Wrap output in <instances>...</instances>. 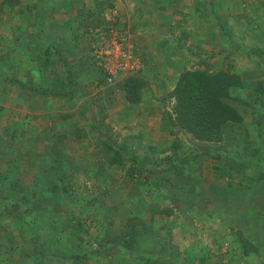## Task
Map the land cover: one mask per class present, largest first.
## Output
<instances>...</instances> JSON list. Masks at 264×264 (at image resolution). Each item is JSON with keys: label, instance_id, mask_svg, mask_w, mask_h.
<instances>
[{"label": "crops", "instance_id": "crops-1", "mask_svg": "<svg viewBox=\"0 0 264 264\" xmlns=\"http://www.w3.org/2000/svg\"><path fill=\"white\" fill-rule=\"evenodd\" d=\"M30 1L31 6H35V8H37V4L41 2H46V6L49 5L51 1L52 3H55L54 1L61 2V0ZM249 1L264 3V0ZM0 2H2L0 5L2 9V11L0 9V21L3 19V23L7 24V34L5 36L7 37L8 42L7 47L3 48V50H6L7 56L5 59L2 58V60H0V264H71L73 261L72 257L80 256L85 249L77 252L78 248L74 246L75 240L70 230L69 236H63L64 234L60 235L59 241L62 242L61 248H59L60 245H54L52 239H49L48 235L50 234L49 230L55 229L57 226H59V229H70L68 219H76L75 216L78 215V212L76 211L74 205L73 207H70L67 198L63 197L64 194H69L72 190L68 188V192L65 191L67 187L49 189V186L53 183L52 180L43 181V179L49 178V176L35 172L37 166L41 164L42 158L40 157H44L43 155L38 156L37 154L38 151L44 150V147L46 146H49V149L46 151L49 155L51 153L54 154L57 151L55 150L54 143L48 138L50 135H52V137L55 135L53 134L54 130L55 133H59V139H63L65 141L62 147H58V149H61V151H59L60 153H66L67 148L72 145L73 147L79 148L86 145V142L80 137V134L86 131L87 128L85 127L94 128L96 121L98 120L92 119L95 113H90L89 105L82 104L81 99L86 96H91L89 93L92 92V87H88L87 89L82 83L76 82L74 95L70 96L69 101L65 100L66 97H60L56 100V102H58L57 106L55 104L51 105L52 99L47 96L45 98H40L42 99V108H38L36 113L30 112V107L34 105L33 103L35 100L33 101L32 99L33 102L31 106L29 104L30 101L22 102L18 100L16 102L15 100V103L13 104L12 98L8 100L7 90H16L17 87L21 88L18 86V81L19 79H23L26 87L23 92L19 91V93H24L23 96L19 97L38 98L35 94L30 92V88L28 89V83L32 82V80H28V78L25 79L24 72L22 70L23 68H25L26 72L29 70L31 73L30 76H32L31 70L41 65V61L40 63H37L35 59L31 58L35 50H37V53L40 50L42 52V50H44V45L42 44L46 43L53 49L51 51V55L56 54L60 64L64 61L69 62V64H75L79 59L85 61L86 58L84 55H86L87 49L91 47L89 41L90 39L85 35L86 33H83V35L77 40L72 39L70 37V33L68 34V32H66L68 30L64 28L66 24L63 23L64 17L59 20L62 23V30L60 29L62 28L60 25L56 26L55 23L51 25V21L49 22L50 16L47 14L48 10H46L47 12L45 10L36 11L35 9H31L30 11L28 6H24L23 8L27 7V10L20 12L14 9L16 8L15 6L10 7L3 3V0H0ZM163 2L167 4L170 3L171 5L173 4V0H159L157 4L163 5ZM147 5L148 2L146 0H129L128 4H121L118 6L117 17L122 28L127 30L138 57L146 59L148 61V65L151 66V73L144 71V68L148 69V66H145L142 71L136 75L145 82V87L141 90L140 103L136 105H129L125 101L120 87V82L114 86L103 84L107 95L102 94L101 96L108 98L111 103L109 105L110 109L108 115H111V120L113 121V131H115V128H117L119 124L132 125L131 133H135L134 137L139 141V143H145V145L149 148L152 147L151 149L153 151L158 149L162 151V155L159 157L151 155L148 158L149 160L147 163L153 164L155 168L161 167V164L157 161L160 158L169 155L168 148L172 143L175 142L180 144L181 151L177 152V156L172 157L175 159H173L174 163L180 161V166H178L180 168V174L179 176H176L173 172V177H171V180L173 178V181H168L170 178L165 175L172 171H160L158 176H161L160 178L163 181V184L168 185L169 187L164 185L157 186V188L153 187L151 190L146 191L136 188L134 184L125 176L124 170V176L120 174V180L124 183V186L113 185L114 187L110 186L96 188L95 190L91 189L95 191L94 196L96 198L95 201H92V208L94 209V206L97 207V205H99L97 196L101 195L102 192L106 194L116 193V191H119L120 195L126 196V199L128 196H132L131 198L129 197L131 200L130 202L134 205V202L136 201L137 208L140 205L142 206V209L145 207V213L144 211L141 213L142 220L144 222H148V217L150 216L154 222H176L177 224L181 222H204L206 220L200 216V210H203L204 206L210 207V204L217 205L219 213H222V210L223 213H234L237 210H242L241 214L245 216L244 218L246 222H252V218H250L251 213L256 212V214H258L257 211H262L259 213L264 220V190L256 188L251 189L249 187L247 189H243L241 194V191H236L234 188L226 189L224 186H221L222 190L219 186L222 183L220 182V184H217L214 179L218 175L213 174V177L210 174V169L206 168L205 170H207V173L204 174L201 172L199 165H196L195 163L192 164L190 158V160L186 159L187 157H194L193 160H195L197 164L199 162H204L206 154L210 155V151L213 153L221 152L219 150L222 149V145L221 143L211 144L194 141L184 130L179 129L176 126H171L168 119V115L171 111L166 106L164 107L163 103H166L167 101L163 99H167L169 101V105L172 106L173 101L172 99L167 98V94L174 87L180 72L205 69L199 66L190 67L187 64H184V62H179V60H177L178 64L169 63L165 56H161V54L154 49V46L157 47L159 45H165L162 46L164 47V50L168 49L171 52L172 46L168 45L169 42H172L171 40H164L167 42L159 40L157 44L155 43V45L150 47L152 43L161 39L158 38L160 36L157 35L162 33L163 37L170 38L172 36L169 34L172 31L167 32L166 29L161 28L162 26L160 27L159 25H154L153 28L155 30L157 29L158 34L152 32L142 34L140 32L141 30L139 25L141 23L139 20L136 22L137 19L133 16V12L140 11L141 13H145L147 10H153L149 7V5ZM258 15L261 16V19H264V14L262 12H258ZM17 16H20L21 19L24 17V19L27 20L24 25L22 22H19L18 25V19L20 18ZM155 16L156 14L154 13L152 17L155 18ZM161 17L162 16L158 14V18ZM212 17L213 15H211V18ZM218 21L221 23L220 19ZM217 27L218 31H220L217 38V44H222L221 49L234 50V47L237 46L233 45L232 38L225 37L227 35H232L231 29L228 27H219V24ZM199 29L200 31L198 32H200L202 36L205 31H210V29L206 28L205 30L203 27H199ZM82 31L79 30L78 32ZM89 31L90 30L88 29V32ZM191 32L194 33L193 30ZM37 34L42 37L44 36L43 41L38 40ZM85 41H89V47H87L86 44H84L86 48L79 46L81 43H86ZM205 46L207 45L202 43L203 50L205 49ZM243 49L247 50L245 47H243ZM158 50L160 52L163 51L162 48H158ZM51 55H49L48 58L52 60L53 55ZM153 58H160V61L156 65H153L151 60ZM218 62L219 66L216 69H206L205 71H223L237 75L241 80L242 88L232 89V94H244L249 90H252L253 94L258 82L264 80V70H261V72H257L254 68L245 70L244 68L246 66L243 68L238 64L229 67L228 65H225V62L222 59ZM5 63L12 68H6ZM88 63L90 62L88 61ZM88 63L86 65L83 64L82 66L84 67L81 69L82 71H88V69L93 68L91 71L95 74V76H93L94 74L92 75L90 83L93 79L98 80L99 78V80H101V73L97 71L96 68L89 67ZM222 65L224 67L220 68ZM42 66L48 65L44 63ZM170 74H172L171 78L169 76ZM62 79L63 77H60L61 81ZM61 84H63V82L59 83V85ZM3 85H5L4 90ZM58 87L59 86H57V88ZM85 90L86 92H84ZM254 96L255 101H258L260 92H256ZM115 99H119L120 102H116ZM49 101L50 104L48 103ZM230 102L232 107L241 116L244 126L256 123L253 120L244 119L246 111L250 109H241L242 105L240 104V101H234V98ZM16 103H19V105H16ZM27 115H37L35 122L31 121L29 119L30 117H27ZM249 117L253 118V116L250 115ZM83 122L84 125H81ZM98 122H100V125H103L101 124V120ZM53 125H57L58 129H55ZM103 126L102 128L106 132V128ZM28 127L31 128V131L27 133L26 128ZM117 130L119 131V129ZM50 132H52V134H50ZM114 134L118 135L116 132ZM180 136L183 137L184 141L181 140ZM122 137L121 139L124 140L126 138L125 141H127L128 137H133V135L128 133L127 137ZM260 139L262 140V138ZM83 142H85V144H83ZM59 144L61 143L59 142ZM188 146H191V148H188ZM192 147H195L198 150L196 151V149H193ZM182 149L185 150V152H188L185 153V155H179L182 152ZM114 167L115 166L113 165H109V167H107L108 171L104 173L100 171V168L96 169V167H94L93 172L95 178L97 176L99 180V178L102 177L107 181V183H111V171L112 177L113 173L117 172L113 169ZM116 168L118 169V167ZM148 168L149 167H145L143 169L141 172L142 177L144 171L148 170ZM202 171H204L203 166ZM155 172L158 171H154L153 174H155ZM163 174L165 177L162 176ZM63 177L71 178L68 172ZM124 178L127 179L123 182ZM117 182L118 181H114L113 183ZM84 191L85 189H83L81 193ZM243 193L251 194L253 197H245ZM216 195L217 197H215ZM22 196H25V198L23 199ZM125 201L126 200L122 198V203L117 205L120 211L118 213H114V210L111 208H103L104 205L102 206L100 204L101 206H99L100 208L95 211L96 213L93 212V210L91 211L92 214H97V216H90L88 218L91 222H98V220L99 222H102L103 220L99 216V213H101L99 210L103 209L102 211L106 212V215H103V219L107 222H111L112 226L110 227V230L117 234L123 230L125 222V213L123 214L122 210L127 207ZM206 202L207 205H205ZM14 205L17 206L16 209L13 208ZM203 213L204 214L202 215L208 214L211 217L215 215L213 213L209 214L208 210ZM238 213L240 212L238 211L237 213H234V216H238ZM31 214H41L43 220L39 218L34 220L31 219V222H21L24 220V215ZM148 214L150 216H148ZM114 222L117 223L114 224ZM64 224L66 227H64ZM62 226L63 228H61ZM40 227H43L45 234L37 237L39 233L34 229L38 230ZM89 228H91L90 225ZM176 232L177 229L174 233ZM173 238L174 237L172 235V244ZM180 241L181 242H179V244L175 247L178 249L177 251H179L178 260L182 261L184 252H188V249L185 250V247L190 246L191 242H189L186 238ZM196 243H200V240H197ZM78 247L79 249L82 248L81 246ZM69 248L73 249L70 251ZM199 249L200 248H196L195 246L192 248V258L194 263H196V258L203 254L199 251ZM259 250H261L260 247ZM203 255L204 259L207 260L205 261L206 264H216L213 262L220 264V261H222L217 258L208 260L207 256L209 255ZM259 255H261L259 260H264V254L259 252ZM252 258L253 256H251L250 259ZM241 261L242 259L236 255L232 258V260H228L227 262L232 264H243ZM227 262L225 260L222 261L221 264H226ZM77 264L110 263L105 262L103 259L102 261H99L97 259L93 260V258H89L86 260L79 259ZM112 264L124 263L121 260H118Z\"/></svg>", "mask_w": 264, "mask_h": 264}, {"label": "rangeland", "instance_id": "rangeland-1", "mask_svg": "<svg viewBox=\"0 0 264 264\" xmlns=\"http://www.w3.org/2000/svg\"><path fill=\"white\" fill-rule=\"evenodd\" d=\"M29 1L30 0L28 1L18 0L19 3L17 4V6H15L16 8L14 9L20 12H24V10H27V7L23 8L24 6H31V1L30 2ZM128 1L129 0H61V2L54 1L55 3H52L51 1L50 4L47 6H46V2H41L37 4V8H35V6L34 8L31 6L30 11L31 9H35L36 11L48 10V12L47 11L46 12L50 16L49 22L51 21L50 22L51 25L55 23L56 26L60 25L61 27H62V23L59 20L62 19V17H64L63 23H66L64 28L68 30L66 31L68 32V34L70 33L71 35V33L73 32H78L79 30L80 31L83 30L86 33L85 35L88 36L89 39H91L88 29L89 30L93 29L100 24L105 25L106 18L104 14L106 9L111 7L115 8L118 17V6L121 4L126 5L128 4ZM146 1L148 2L149 7L153 10L151 11L147 10L145 13H141L140 11L138 12L134 11L133 16L137 19L136 22L139 20V22L141 23L139 26L141 30L140 32L142 34L149 32L158 34L157 29L155 30L153 28L154 25H159L160 27L162 26L161 28L166 29L167 32L172 31L169 34L172 36L170 38L163 37L162 33L157 35L160 36L158 38L161 39H158L150 46L152 47L153 45H155V43L157 44L159 40L160 41L162 40L163 42H167L164 40H169V41L171 40L172 42L168 43V45L172 46L171 52L168 49L164 50V47L162 46L165 45L162 46L159 45L157 47L154 46V49H156V51L159 52L161 56H165L166 59H168L169 63L178 64L177 60H179V62L180 61L182 63L184 62V64H187L190 67L199 66V67H203L205 70L206 69L213 70V68L216 69L219 66L218 61L222 59L225 62V65H228L229 67L238 64L243 68L244 66H246L244 68L245 70H249L250 68L256 69L257 72H261V70H264V19H261L260 16L258 15V12H262L264 14V3L254 2V1L251 2L249 0H222V1L221 0H208V1L207 0H199V1L173 0L172 5L170 3L167 4L165 2H163V5H158L157 2L159 0H146ZM213 2H216L219 7L215 15L211 14V9L209 8L210 5L213 4ZM1 3L2 2H0V5ZM110 5L111 7H108ZM101 9L103 10V12ZM154 13L156 14L155 18L157 21L155 20V18L152 17ZM80 14H82L81 17L77 18ZM158 14L162 17L158 18ZM211 15H213L212 18ZM17 17L20 18L18 19V25L19 22H22V24L24 25L25 21H27L26 19H24V17L23 19H21L20 16ZM219 19L221 20V23H224V26L222 28L228 27L232 31V35L230 36V38H232L233 45L237 46L234 47V50L221 49L222 44L221 43L217 44L218 43L217 38L220 32L218 31V27H217L218 24H220L218 21ZM115 24L118 28L121 26L119 24L118 19L116 20ZM6 26L7 24L3 23V19H2V21H0V34H1L0 60H2V58L5 59V57L7 56L6 50H3V48L7 47L8 45L7 37L5 36L7 34ZM199 27H203L205 28V30L206 28H208L210 29V31H205L204 35L202 36L201 33L198 32L200 31ZM60 29L62 30L63 27ZM192 30L194 31V33L191 32ZM89 41L88 42L85 41L86 43H81L79 44V46L86 48V46H84V44H86L87 47H89ZM202 43H205V45H207L205 46L204 50L202 48ZM243 47H245V49L247 50H244ZM158 48H162L163 51L160 52ZM133 51L135 52V49H133ZM88 52H90V48L87 49V53L86 55H84V57L86 58L85 61L82 59H79L77 61L75 60L76 61L75 64L72 63L69 64V62L67 61L66 62L64 61L63 63L60 64L58 62L57 55L52 54L53 55L52 60L48 58L49 62L47 61L46 63V65L48 66H43L42 69L37 70L36 73H32V76H30L31 74L30 72H28V74H24V76H27L28 80H37L38 78H40L42 81L46 82L52 90H54L57 89V86H61L59 85V83L62 82L60 80V77H63L64 68L67 66L70 67L71 72L75 73L76 75V82L82 83L87 89L88 87H92L91 88L92 92L89 93L91 94V96L83 97L81 99L82 104H88L90 107V113L91 112L95 113L92 119L98 121L101 120V124L105 126L106 132L104 130L103 132L107 136H109L108 137L109 141L107 140L108 142L107 141L106 142L112 146L113 150H116L121 156L124 157V159H126V163H125L126 166L124 167V169H122V171L117 169L116 166L113 165L115 166L113 169L117 172H114L112 177V171H111L110 174L111 183H107V181L102 177L99 178L98 180L97 176L96 178L94 176L93 168L94 167H96V169L100 168V171L104 173L108 171L107 167H109V165L110 166L112 165L110 164L109 161L111 152L105 151L100 145L101 140L105 138L103 137L102 139V137H99L98 132L96 131L95 128L92 129L89 127H85L87 129L85 132L80 134V137L86 142V145L82 146L81 148L73 147L72 145L71 147L69 146V148H67L66 153L65 152L60 153L59 151H61V149H58V147H62L65 141L63 139H59L60 136L58 135L59 133H55L54 130L53 131V134H55L53 136L54 139L52 135H50L48 138L54 143L55 150L57 151L54 154L51 153L49 155V153L46 152L49 149V146L44 147V150L38 151L37 155L38 156L43 155L44 157H40L42 158L41 164L37 166L35 172L49 176L50 179L49 178L43 179V181L52 180L53 183L49 186V189L58 188V187L70 188L72 190L71 195L76 198L79 204H82V202L89 203V198L94 196L95 194L94 190L96 188L110 187V186L114 187L121 185L124 186V183H122V181L120 180V174L124 176L123 174L124 170H126L127 167L130 165L129 161L131 159L135 158V160H141L151 155H154V157H159L160 155H162L159 149L153 151L151 149L152 147L149 148L147 145H145V143L144 144L139 143V141L134 137L135 133H131L132 125L119 124V126L115 128V131L112 130L113 121L111 120V115L109 114L110 117L108 115L110 109L109 105L111 103L108 98H104V96L103 97L101 96L102 94L107 95L104 90V85L99 80V78L98 80L93 79V81H91L90 83V79L94 74L91 71L94 65L91 63V58L89 57ZM36 53L37 50H35L31 58L35 59L37 63H40V61H38L37 59L38 56L41 54V50L38 51L37 54ZM42 60L44 59L42 58ZM140 60L142 63V69L143 67L148 66V69L144 68V71L151 73V68H150L151 66L148 65V61L142 58H140ZM151 60H152V64L156 65L160 61V58L158 59L153 58ZM80 61L84 62L85 65L89 61L90 62L88 63L89 67H91L92 69H88V71L87 70L82 71L83 69L82 67L84 66H82L83 64L82 65L79 64ZM41 64H44V62H42ZM223 67H224L223 65L220 66V68ZM6 68L11 69L12 67L6 64ZM93 76H95V74ZM169 76L171 78L172 74H170ZM119 82H120L119 80H114L112 86L117 85ZM4 87L5 85H3V90ZM24 89L25 88L17 87L16 90L15 89L7 90L8 100L12 98L13 104L15 103V100L16 102L18 100L22 102L30 101L29 103L30 106L32 105V102L35 100V102L33 103L34 105L30 107L31 108L30 112L36 113L38 111V108H42V103H41L42 99L40 98H45L46 96L42 97L35 94L38 98L35 97L21 98L19 96H23L24 93H19V91L23 92ZM84 92H86V90ZM256 92H260L258 101H255L254 98ZM232 96H233L232 98H235L234 101H240V104L242 105L241 109H245V110L250 109L246 111L245 113L246 115L244 116V119L259 122L258 125H256L254 128H256L261 124L260 127H263V130L260 131L261 133L259 135L262 137L253 138V135L255 134L253 133V130L248 131V134L245 133L243 128H246L248 130L250 124L247 126H243L244 123L241 122L239 124L229 126L226 133L227 136L226 138H229V140L224 139V141L221 142L222 149L219 150L221 152L213 153L210 151V155L206 154V158L204 162H199L197 164L195 160H192V164L195 163L196 165H199V167L201 168V172L204 174L207 173L206 172L207 170H205L206 168V169H210V174L212 176L213 174L218 175L214 179L216 180L217 184H220V182L222 183L221 185H219L220 187L224 186V188L226 189L234 188L236 191H241V194L243 192V189H247L249 187L251 189L256 188V189L264 190V179L261 180L257 178L259 173L262 170H264V135H262L264 132V86H262L259 90L255 89V92L253 94H252V90L251 91L249 90L247 93L232 94ZM47 97L51 98V96L49 95H47ZM51 99H52L51 105L55 104L57 106L58 102H56V100H58L59 97H54ZM163 100L167 101L166 103H163L164 107L166 106L171 111V105H169V101L167 99H163ZM115 101L118 103L120 102L119 99H115ZM16 105H19V103H16ZM249 115L253 116V118H250ZM27 117H30L29 119L35 122L36 120L35 118L37 117V115L36 116L27 115ZM81 125H84V122ZM53 127L56 129L57 125L56 126L53 125ZM117 129H119V131ZM115 132L118 133V135H115L114 134ZM128 133L132 134L133 137H128L127 141H125L126 138L124 140L121 139L122 136L127 137ZM50 134H52V132H50ZM240 136L241 137L243 136L245 139H241ZM180 138L181 140L184 141L182 136H180ZM260 138H262L263 141ZM59 142L61 144H59ZM85 142H83V144H85ZM169 148H168L169 151L168 157L171 158L177 156L176 155L177 153L173 156ZM188 148H191V146H188ZM192 148L196 149L195 147ZM197 150L198 149H196V151ZM180 151L181 150H179V152ZM233 151H236V154L233 153L232 157H230V154ZM187 152H185V150L182 149V152L179 155L182 154L185 155V153ZM251 158L252 161H255L253 165L249 163ZM227 159H233V162H238L237 164L236 163L233 164L235 166L239 167L241 164H244V166L241 168L239 167L240 169L239 171L236 170L232 171L228 169V164L225 161ZM179 162H175V164L180 165ZM202 166L204 167V171H202ZM145 167L150 168L155 166L151 163L149 164L146 162ZM67 172L68 174H70L71 178L63 177L67 174ZM159 173L160 171L155 172V174H153L148 170H145L143 176H146L150 179V184H152L153 187L155 186L157 188V186H163V185L169 187L168 185L163 184V181L160 178L161 176H158ZM172 174L173 172H169L167 175H165L170 178V180L168 181H173V178L171 180V177H173ZM162 176H164V174ZM126 179L127 178H124L123 182L126 181ZM114 181H118V182L113 183ZM83 189H85V191L81 193ZM243 195L245 197H253L251 194L243 193ZM99 196H97L98 197L97 201L98 202L101 201L102 206L104 205L103 208L105 207L111 208L114 210L113 211L114 213L120 212L117 205H120V203H122L121 199L124 198L126 200L125 198L126 196L120 195L119 191H116V193H106V194L102 192V194ZM129 197L131 198L132 196H128L127 200L125 201L127 207L129 206L131 210L134 208L137 209V213L141 214L142 211H144L145 213V207L144 209H142L141 205L138 206V208L133 207V204L130 202L131 200L129 199ZM215 197H217V195ZM22 198L24 199L25 196H22ZM68 203L70 207H73L72 202H68ZM205 205H207V202ZM89 207L93 209L92 206ZM217 207H218L217 205H211V204L210 207L204 206V209L200 210V216L206 221L186 222L188 228L186 229V231H183V229H181L177 231L178 232L177 234L174 233L173 242H177L179 244V242H181L180 240L186 238L187 240H189V242H191L190 246L185 247V250L188 249L187 253L192 254V248L195 246L196 248H200L199 251H201L206 256L209 255L207 256L208 260L217 258L222 261L226 260L227 262L228 260H232V258H234L237 255L239 258L242 259L241 262L243 264L260 263L261 261L259 260V257H261V255L253 256L252 259H250L251 257L245 259V257H242L240 248L242 241L247 240L248 242L250 241L252 243L254 242L257 243L261 249L259 250V252L264 254V220L263 217H261V214L259 213L262 211L255 210L257 211L258 214H256V212L251 213L250 218H252V222L251 221L246 222L244 218L245 216L241 214L242 210L235 211L234 213H237L238 211L240 212L238 213V216L235 217L234 213L232 212L223 213L222 210V213L221 212L219 213ZM102 210L103 209L99 210L101 212L99 213V216L102 218L103 220L102 222H104L105 225L108 224L111 227L112 226L111 222L109 224L108 222L105 221V219H103L104 217L103 215H106V212ZM206 210H208L209 214L213 213L215 215L213 217H211L208 214L202 215L204 214L203 212H206ZM93 211L95 210L93 209ZM29 216L33 220L39 218L42 219L41 214H31ZM148 216L150 215L148 214ZM76 217L78 221L80 220L79 223L84 224L86 226L87 228L86 230L91 237L97 235L94 227V224H96V222H91V220L88 217L81 218L79 215H76ZM108 219L111 220L110 218ZM116 223L117 222H114V224ZM89 225L91 228H89ZM156 225H154V228H156ZM64 227H66L65 224ZM61 228H63V226ZM154 228L152 229L151 227L149 229L155 231ZM34 230L39 233L37 237L43 236V234H45V230L43 229V227H40L38 230L37 229ZM59 231L61 234H64L63 236H69L70 234L69 229L67 228L59 229ZM197 240H200V243L197 244L196 243ZM78 244L79 243L75 242L74 245L76 248H78L77 252H79V250L82 251L85 249L84 247L79 249ZM158 245L159 244H157V246ZM72 249L73 248L71 249L69 248L70 251ZM205 261L207 260L205 259ZM222 261H220V264L222 263ZM213 263L217 264V262H213Z\"/></svg>", "mask_w": 264, "mask_h": 264}, {"label": "trees", "instance_id": "trees-1", "mask_svg": "<svg viewBox=\"0 0 264 264\" xmlns=\"http://www.w3.org/2000/svg\"><path fill=\"white\" fill-rule=\"evenodd\" d=\"M3 3L12 7L17 6L19 2L17 0H3ZM28 7L31 8L30 6ZM108 7H111V5ZM209 8L213 15H215L216 11L219 9L216 2H213ZM81 15L82 14L77 18H80ZM223 26L224 23L219 24V27ZM83 33H85V31L78 33L73 32L70 37L77 40L83 35ZM37 35L38 40L43 41V37L39 34ZM225 37L230 38L229 35ZM42 45H44V50H42L37 60L46 64L53 49L46 43ZM42 58L44 60H42ZM79 64L82 65L84 62L80 61ZM42 67L41 64L40 66L33 68L31 72L36 73L37 70H40ZM22 70L24 74H28L29 72V70L26 72L25 68ZM26 78L27 76H25V79ZM100 81L102 84L106 85L103 76H101ZM62 82L63 84H61V86L52 90L46 82L38 78L37 80H32V82L28 83V89L30 88V92L38 96L45 97L49 95L51 98L66 97L65 100L69 101L70 96L74 95L76 83V75L71 72L70 67L64 68ZM120 83L125 101L129 105L139 104L141 101V90L145 87V82L141 78L133 76L121 80ZM18 86L21 88L26 87L23 79H19ZM262 86H264V80L259 81L255 89L259 90ZM241 88L242 83L240 78L233 73L223 71L207 72L205 70H188L180 72L174 87L167 94V98L172 99L173 101L171 113L168 115L170 125L184 130L194 141L197 142L217 144L223 142L224 139L229 140V138H226L228 127L242 122L241 116L231 105L230 101L233 100L231 90ZM48 103L50 104V102ZM258 123L259 122L250 124L248 130L243 128L245 133L248 134V131L253 130V133H255L253 138H258L261 133L260 131L263 130V127H260L261 124L254 128ZM102 126L103 125H100V122L96 121L94 127L98 132V136L102 137V139L103 137L105 138L101 140L100 145L105 151L111 152L109 159L110 164L115 165L118 169L122 170L126 166V159H124V157L116 150H113L112 146L107 143L109 138L103 132L104 129ZM26 131L30 132L31 128H26ZM262 135H264V132ZM241 139L245 138L242 136ZM180 149V144H175V142L172 143L169 148L173 155H175ZM236 151H233L230 154V157H232L233 153L236 154ZM148 158L149 157H145V159L141 160H135V158L131 159L129 161L130 165L124 173L139 190L148 191L153 188V185L150 184V179L146 176H143L144 178L141 176V172L145 168V163L149 160ZM189 158L191 159V162L194 159V157H187L186 159L190 160ZM225 161L228 164V169L232 171H239V167L241 168L244 166V164H241L239 167L233 165L234 163H238L233 162V159H227ZM157 162L161 164V167H150L148 168V171L154 173V171L164 172L171 170L176 176H179L180 168L178 166L180 165H176L173 162L172 157L165 156L160 158ZM249 163L253 165L255 161H252L251 158ZM257 178L261 180L264 179V170L259 173ZM154 188L156 187L154 186ZM67 190L68 188L65 189V191ZM63 197L67 198L68 202H72L78 212L77 214L81 218L97 216V214H92L91 210L93 209L89 207H93L92 201H95V196L89 198V203L82 202V204H79L71 193L64 194ZM134 203L133 207H137L136 201ZM100 204L102 205L101 201H99L97 207L94 206L95 211H97L98 206H101ZM16 207V205L13 206L14 209H16ZM122 210L123 214L125 213V222L123 230L117 234L110 230L111 228L108 224L105 225L104 222H96L94 227L97 235L91 237L86 230V226L79 223L80 220L78 221L76 216V219H68L69 230L75 242L79 243L78 246L85 248V251L81 253L80 256L72 257L73 261L71 264H77L79 259L86 260L89 258H93V260L97 259L99 261H102L103 259L110 264L113 262L115 263L118 260H121L124 264H194L192 254L185 252L182 261H179V251H177L175 247L178 243L173 242L172 244V235L174 237L176 229L177 231L181 229L186 231L188 228L186 222H181L179 224L176 222L154 223L151 216L148 217V222H144L141 214L137 213V209L134 208L131 210L130 207H125ZM23 218L24 220L21 222H31L29 215H24ZM108 223L110 224V222ZM154 225H156V228H154ZM151 227L152 229L154 228L155 231L149 229ZM49 232V239H52L54 245H60L59 248H61L62 242L59 241L61 235L59 226L53 230H49ZM177 233L178 232H176V234ZM157 244L159 245L157 246ZM257 245L258 244L255 242L252 243L247 240L242 241L240 248L242 257L248 258L251 256H258L259 245ZM195 261V264H206L203 254L197 257ZM226 264L232 263L227 262ZM258 264H264V260H261Z\"/></svg>", "mask_w": 264, "mask_h": 264}, {"label": "built area", "instance_id": "built-area-1", "mask_svg": "<svg viewBox=\"0 0 264 264\" xmlns=\"http://www.w3.org/2000/svg\"><path fill=\"white\" fill-rule=\"evenodd\" d=\"M105 14V25H97L89 31V57L96 70L103 76L106 85H112L114 80L136 76L142 69V63L133 51L127 30L118 28L115 24L116 9L107 8Z\"/></svg>", "mask_w": 264, "mask_h": 264}]
</instances>
